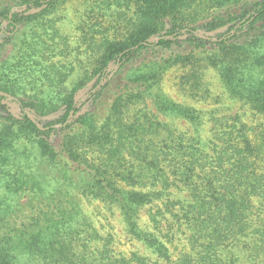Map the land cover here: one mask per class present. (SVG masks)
Instances as JSON below:
<instances>
[{
	"label": "trees",
	"instance_id": "obj_1",
	"mask_svg": "<svg viewBox=\"0 0 264 264\" xmlns=\"http://www.w3.org/2000/svg\"><path fill=\"white\" fill-rule=\"evenodd\" d=\"M65 2L0 0V264H264V0L85 1L86 60Z\"/></svg>",
	"mask_w": 264,
	"mask_h": 264
},
{
	"label": "rangeland",
	"instance_id": "obj_2",
	"mask_svg": "<svg viewBox=\"0 0 264 264\" xmlns=\"http://www.w3.org/2000/svg\"><path fill=\"white\" fill-rule=\"evenodd\" d=\"M87 3L89 5L92 4L94 1L98 2L97 4H100L102 0H67L60 8L56 11L55 16L57 18H61L58 22V28L60 29V32L63 36H67L69 38V53L75 55H79V57L85 59L86 50L85 47L87 44L85 43L86 40H82L81 38V32L78 29V26L81 23V20H83L81 11L83 8V4ZM89 40H91V37H89ZM60 60H65V57H58ZM69 59V56H68ZM117 68V66L115 67ZM114 68V69H115ZM179 75L178 70H173L170 72L165 80H164V88L165 91L170 94L174 99L183 101L184 98L179 94L176 88V81L177 76ZM206 80L209 83V87L212 90V93L215 95H219L224 101V104L220 101L219 107H223L224 110H228L229 112L235 113L237 111H240L241 113H249L250 110L247 107H242L241 104L235 103L233 100L228 98V95L225 93L224 89L221 86V83L218 79V76L215 71L210 70L208 71L206 75ZM209 102H202L194 104L196 107H212V105L209 106ZM218 106V105H216ZM247 118H250V115L247 116ZM120 216H116V219L114 220V224H116L117 229L119 232H122V224L120 222Z\"/></svg>",
	"mask_w": 264,
	"mask_h": 264
}]
</instances>
